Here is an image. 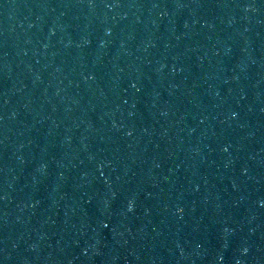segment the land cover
Masks as SVG:
<instances>
[{"label":"water","instance_id":"1","mask_svg":"<svg viewBox=\"0 0 264 264\" xmlns=\"http://www.w3.org/2000/svg\"><path fill=\"white\" fill-rule=\"evenodd\" d=\"M0 264H264V0H0Z\"/></svg>","mask_w":264,"mask_h":264}]
</instances>
